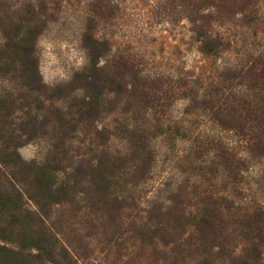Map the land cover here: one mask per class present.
Wrapping results in <instances>:
<instances>
[{
	"label": "rangeland",
	"instance_id": "1",
	"mask_svg": "<svg viewBox=\"0 0 264 264\" xmlns=\"http://www.w3.org/2000/svg\"><path fill=\"white\" fill-rule=\"evenodd\" d=\"M252 2L242 13L216 12L212 32L224 45L209 55L200 37L208 28L201 14L208 12H198L193 0H0V158L8 160L2 147L8 152L15 144L21 161L46 163L58 185L74 186V204L53 207L50 227L61 243L78 247L80 264H170L164 248L142 245L136 232L179 189L191 199V211L207 193L227 195L240 209L264 208V155L251 154L221 127L208 102L255 92L257 83L238 74L264 62V0ZM33 54L44 85L39 91L23 71ZM119 56L180 92L159 94L155 102L135 94L140 77H123L112 65ZM91 96L95 113L83 117ZM58 110L67 127L55 121ZM224 144L245 160L238 173L229 174L216 156ZM150 151L151 168L138 172L136 157L146 160ZM99 159L110 175L105 195L86 181L94 179L88 161ZM6 162L0 167L35 194L33 173L23 181L18 165ZM24 200L33 207L25 194ZM105 216L120 227L103 233ZM7 246L17 249V243Z\"/></svg>",
	"mask_w": 264,
	"mask_h": 264
},
{
	"label": "trees",
	"instance_id": "2",
	"mask_svg": "<svg viewBox=\"0 0 264 264\" xmlns=\"http://www.w3.org/2000/svg\"><path fill=\"white\" fill-rule=\"evenodd\" d=\"M193 1L198 12H208L201 14V18L208 19L206 20L208 28L204 34H200V37L202 49L209 55L215 54L224 45V39L212 32L216 12L226 10L230 13H242L253 3V0ZM99 5L97 1L95 7ZM30 40L27 36L21 42ZM13 45L20 47L19 44ZM29 51L32 50L24 46V55L29 56L27 54ZM24 64L26 67L23 70L24 77L28 79V85L32 90L39 91L44 85L38 72L35 55L26 58ZM112 65L123 77L125 75L140 77L132 89L144 99L155 102L159 100L157 98L159 94H177L179 91L177 87L166 85L163 78L144 76L134 59L119 56L117 60L114 59ZM238 74L257 83L251 87L255 90L254 94L233 93L232 96L209 98L208 102L212 103L211 112L217 123L224 129L233 131L245 143L251 154L264 155V62L252 63L249 67L240 69ZM92 85H98L96 78ZM83 105L85 108L81 110L80 115L92 117L97 101L91 96ZM55 121L67 127L65 115L59 110ZM68 129L75 130L71 126H68ZM99 133L101 135V132ZM6 140L4 139L5 143ZM12 146L14 148L8 152V146L2 147L3 157L8 160L4 161L0 158V163L3 165L1 167H6L4 165L6 161L18 165L23 181H25L24 176L32 172L30 182L36 187V192L28 195L22 189V180L0 167V241L4 242V244L0 243V251L5 254L3 255L5 263L32 264L33 261H39L40 264L43 262L44 264H80L84 256L77 252L78 247L64 241L61 243L58 234H55L50 227L53 207L64 203L69 206L74 204V186L58 185L48 164L38 161L32 164L23 162L19 159L17 146L15 144ZM217 151L216 156L229 174L241 171L245 160L240 158L234 148L224 144ZM151 154V151L146 153V160L141 159V156L136 157L141 162V166L139 167L140 164L137 166L138 172L144 173L151 168L149 166ZM87 164L94 179L86 181L91 183L95 194L105 195L110 186V175L106 171L104 162L102 159L90 160ZM24 194L34 208L31 205L27 206ZM199 196L195 197H199L196 211H191V199L187 198L180 189L171 197L169 206L153 207L148 219L150 222L138 225L136 233L142 245L152 247L153 250L158 246L164 248L163 259L170 261V264H188V259L196 261V264H264V208L240 209L227 195L219 197L207 193ZM117 200L116 202L120 204ZM119 206L121 207V205L117 207ZM104 218V222L100 224L105 225L107 222L109 224L104 228L103 233L114 232L112 227H118L119 224H115L116 221L111 216ZM153 218H155L153 223L157 225L155 229L150 224ZM13 243H17V249L7 246ZM31 249H34L35 253H32Z\"/></svg>",
	"mask_w": 264,
	"mask_h": 264
}]
</instances>
